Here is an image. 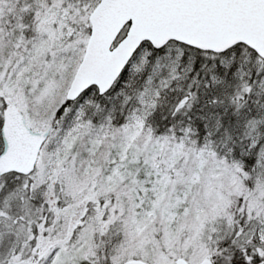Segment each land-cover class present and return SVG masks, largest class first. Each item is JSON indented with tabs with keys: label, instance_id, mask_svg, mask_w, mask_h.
Here are the masks:
<instances>
[{
	"label": "snow or ice",
	"instance_id": "6c2138e0",
	"mask_svg": "<svg viewBox=\"0 0 264 264\" xmlns=\"http://www.w3.org/2000/svg\"><path fill=\"white\" fill-rule=\"evenodd\" d=\"M0 264H264V0H0Z\"/></svg>",
	"mask_w": 264,
	"mask_h": 264
}]
</instances>
